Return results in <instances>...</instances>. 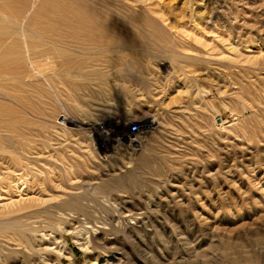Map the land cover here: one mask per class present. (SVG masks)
<instances>
[{
  "label": "rangeland",
  "instance_id": "374dc122",
  "mask_svg": "<svg viewBox=\"0 0 264 264\" xmlns=\"http://www.w3.org/2000/svg\"><path fill=\"white\" fill-rule=\"evenodd\" d=\"M0 264H264V0H0Z\"/></svg>",
  "mask_w": 264,
  "mask_h": 264
},
{
  "label": "trees",
  "instance_id": "16d2710c",
  "mask_svg": "<svg viewBox=\"0 0 264 264\" xmlns=\"http://www.w3.org/2000/svg\"><path fill=\"white\" fill-rule=\"evenodd\" d=\"M111 125L110 124H107L106 126H105V128H107L108 129V127H110Z\"/></svg>",
  "mask_w": 264,
  "mask_h": 264
},
{
  "label": "water",
  "instance_id": "95a60500",
  "mask_svg": "<svg viewBox=\"0 0 264 264\" xmlns=\"http://www.w3.org/2000/svg\"><path fill=\"white\" fill-rule=\"evenodd\" d=\"M110 132L109 129H107L106 133Z\"/></svg>",
  "mask_w": 264,
  "mask_h": 264
},
{
  "label": "bare ground",
  "instance_id": "6f19581e",
  "mask_svg": "<svg viewBox=\"0 0 264 264\" xmlns=\"http://www.w3.org/2000/svg\"><path fill=\"white\" fill-rule=\"evenodd\" d=\"M134 48V47H133ZM122 135V134H121Z\"/></svg>",
  "mask_w": 264,
  "mask_h": 264
}]
</instances>
